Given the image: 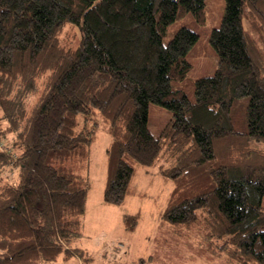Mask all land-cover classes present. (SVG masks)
<instances>
[{"label":"trees","instance_id":"obj_1","mask_svg":"<svg viewBox=\"0 0 264 264\" xmlns=\"http://www.w3.org/2000/svg\"><path fill=\"white\" fill-rule=\"evenodd\" d=\"M224 3L208 33L216 68L190 97L186 55L198 33L163 35L186 13L202 21L205 0H0V138L12 148L0 147V264L83 254L72 241L100 123L104 204L124 206L137 169L156 167L171 184L160 224L214 258L264 264V0ZM66 26L78 41L63 38ZM149 103L171 111L158 135ZM6 171L15 176L5 181ZM140 218L121 215L128 231Z\"/></svg>","mask_w":264,"mask_h":264},{"label":"rangeland","instance_id":"obj_2","mask_svg":"<svg viewBox=\"0 0 264 264\" xmlns=\"http://www.w3.org/2000/svg\"><path fill=\"white\" fill-rule=\"evenodd\" d=\"M224 6V0H205L202 21L186 13L170 23L163 35V41L166 42L177 28L183 25L198 33L196 42L186 55L191 66L184 80V88L190 97L193 80L203 75H212L216 68L217 54L208 41V33L212 27L219 24ZM73 32L76 35L73 36ZM62 34L66 41H78L79 32L75 27L66 26ZM42 88L39 78L38 90L35 95H31L29 105L33 104ZM147 117L150 131L153 135H158L171 117V111L158 104L149 103ZM95 128L88 162V174L92 179V185L82 215L83 234L72 241V247L81 248L83 254L74 253L68 260L59 258L55 262L42 264H132L139 256L149 257L143 264H231L210 256L194 241L177 236L171 232L169 226L160 224L159 212L165 204L171 184L160 177L156 167L137 169L124 206L104 204L102 202L106 171L104 150L109 142V136L102 123ZM0 147L10 151L12 149L7 147L4 138H0ZM14 174L6 171L4 180H11ZM261 203L264 206V195ZM123 211L140 212L141 218L135 231L124 228L121 219ZM118 243H122V246ZM84 256L88 257V261L83 260Z\"/></svg>","mask_w":264,"mask_h":264}]
</instances>
